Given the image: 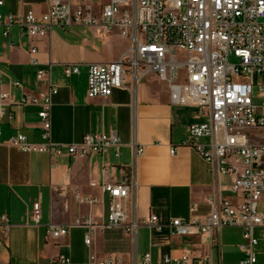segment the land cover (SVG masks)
<instances>
[{
	"label": "crops",
	"instance_id": "1",
	"mask_svg": "<svg viewBox=\"0 0 264 264\" xmlns=\"http://www.w3.org/2000/svg\"><path fill=\"white\" fill-rule=\"evenodd\" d=\"M2 1V15L31 8L39 16L47 9L44 0ZM93 3L98 6L99 0ZM29 44L37 51L30 53ZM128 47L129 40L118 31L104 34L97 27H54L47 37L28 41L18 26H11L6 37L0 26V73L21 83L13 87L6 78L0 84V92L7 93L9 101L44 91L46 82L35 73L50 63V81L57 86L51 107L52 141L74 143L86 133L103 131L115 133L122 143L118 156L112 151L88 157L25 153L8 141L16 131L31 142L40 141L38 107L7 106L0 117V264H42L57 255L82 263L89 254L130 264L139 262L147 252L152 262L166 255L180 258L187 254L210 256L213 264H238L239 229L222 228L210 244L206 234L181 236L168 224L172 218L207 214L212 193L229 195L223 190L228 177L210 171L206 161L184 144L188 125L206 121L205 116L194 106L170 103L167 85L153 73L139 77L132 90L114 89L108 97H87L89 65L113 61ZM67 63H77L78 73L66 76L63 64ZM247 133L252 143H264V127ZM132 143L143 146L137 162L134 217L138 225L134 236L124 227L102 228L109 196L101 187L103 182L124 176ZM105 165L110 167L108 173L103 172ZM84 198L97 201L87 204L82 202ZM35 202L40 207L37 225L28 219ZM259 205L264 207V197ZM127 209L126 220L133 215L130 203ZM1 215L8 219L6 232ZM152 215L156 223L149 225ZM84 217L94 223L90 247L83 242L87 228L72 225ZM51 224L66 227L67 234L52 238L47 232ZM256 264H264V239L258 245Z\"/></svg>",
	"mask_w": 264,
	"mask_h": 264
},
{
	"label": "built area",
	"instance_id": "2",
	"mask_svg": "<svg viewBox=\"0 0 264 264\" xmlns=\"http://www.w3.org/2000/svg\"><path fill=\"white\" fill-rule=\"evenodd\" d=\"M44 1L47 9L39 16L31 8L16 14L0 13L2 35L6 37L11 26H18L30 41L47 37L54 27L86 26L97 27L104 34L118 31L127 38L129 47L117 59L89 65L87 97H108L114 89L132 90L139 77L153 73L167 85L170 103L196 107L206 121L188 125V140L184 144L206 161L210 171L228 177L223 190L229 195L212 193L207 214L172 218L168 224L173 233L181 236L206 234L210 244L222 228H237L241 234L238 264H256L258 245L264 239V216L258 210V202L264 197V143H252L247 132L264 127V0H99L98 6L94 0ZM28 50L34 53L37 48L29 44ZM230 56L234 61L229 60ZM50 68L49 63L36 70V78L46 82L45 90L38 94L26 93L13 102L7 93L0 92V117L7 106L38 107L40 141L31 142L16 131L8 145L25 153L49 156L88 157L110 151L118 156L122 143L113 132L86 133L74 143L52 141L51 107L57 86L50 81ZM63 72L66 76L78 73V64H63ZM6 78L11 86H21L3 72L0 84ZM142 153L143 146L132 143L131 161L124 176L101 184L109 196L102 228L124 227L134 236L138 225L134 217L137 162ZM109 170V166L103 167L104 173ZM96 201L82 199L87 204ZM127 203L133 212L128 220ZM28 219L38 224V202L33 203ZM1 222L6 232V215H1ZM155 223L156 217L150 216L148 224ZM72 225L87 228L83 242L90 247L92 220L84 217ZM47 232L57 239L67 234V228L51 224ZM42 264L120 263L112 256L97 259L89 254L82 263L57 255ZM130 264L213 263L210 256L187 254L180 258L166 255L152 262L147 252L139 262Z\"/></svg>",
	"mask_w": 264,
	"mask_h": 264
},
{
	"label": "rangeland",
	"instance_id": "3",
	"mask_svg": "<svg viewBox=\"0 0 264 264\" xmlns=\"http://www.w3.org/2000/svg\"><path fill=\"white\" fill-rule=\"evenodd\" d=\"M229 60H230V61H234V58H233L232 56H230V57H229ZM255 94L258 95L259 93L255 90ZM250 134H251L252 136H254L252 133H250ZM254 138L256 139V138H258V137H254ZM258 208H259L261 211H263V213H264V207H263V206L259 205Z\"/></svg>",
	"mask_w": 264,
	"mask_h": 264
}]
</instances>
